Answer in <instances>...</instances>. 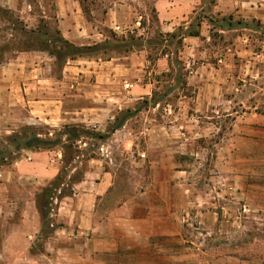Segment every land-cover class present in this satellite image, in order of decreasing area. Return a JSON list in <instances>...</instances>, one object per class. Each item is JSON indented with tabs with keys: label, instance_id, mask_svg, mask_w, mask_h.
Returning <instances> with one entry per match:
<instances>
[{
	"label": "crops",
	"instance_id": "crops-1",
	"mask_svg": "<svg viewBox=\"0 0 264 264\" xmlns=\"http://www.w3.org/2000/svg\"><path fill=\"white\" fill-rule=\"evenodd\" d=\"M125 1L32 0L31 5L27 0H0V9L8 13L15 11L23 30L33 33L36 41L45 42V38L42 39L45 34L38 30L42 23H48L60 39L81 51L60 59L55 54L60 49L51 41L12 53L2 50L4 46H1L0 133L10 136L12 132L5 127L9 124L10 112L23 108L26 125L46 128L48 138H53L56 130L67 127L97 135L101 145L119 137L131 143L130 138L135 135L127 124L136 113L140 114L138 107L148 110L160 107L161 103L154 99L159 90L158 78L170 73L175 57L186 74L184 88L194 91L193 99L184 95L178 98V104L191 101L200 116L210 108L213 120L230 118L232 125L225 133L226 144L222 150L226 153L235 152L234 149L242 151L249 160L263 164L264 0H131L146 6L150 2L162 35L161 47L150 42L149 29L142 28V18L132 22L128 30L122 27L118 9L123 7L120 2L127 5ZM98 8L103 12L102 18L97 20L93 12ZM196 14L198 23L193 29L190 17ZM0 23L1 29L11 25L8 20L5 24L4 19ZM190 32L194 34L188 35ZM172 35L176 42L180 40V45L175 44L176 51L171 47ZM117 37L119 40L115 39ZM3 40L0 36V41ZM111 43L125 46L121 50L108 49ZM236 106L240 113L234 111ZM134 108L138 109L131 112ZM161 118V123L149 120V126L140 132L148 141L169 137L164 122L169 118L170 123L175 124L179 119L175 113L172 116L165 113ZM215 131L219 133L218 128ZM176 135L186 136L179 130ZM150 144L147 153H137L146 158L148 177L143 191L108 211L104 216L106 225L93 223L97 217L94 210L96 203H102L114 191L115 174L111 168L114 166L108 160L110 153L106 147H99L97 156H89L88 170L83 172L79 182L72 184L74 198L67 199L72 205L79 199L87 206L69 207L71 222L65 214L69 208L55 216L68 227L70 237L73 234L70 225L83 214L78 227L81 230L76 233L86 234L90 243L81 248L69 245L67 249L60 248L56 237L54 242L41 247L34 242L42 235L43 222L36 197L58 177L61 149L22 150L21 159L0 169V264H157L152 259L156 246L150 242L158 229L155 220H169L171 214L180 213L172 209V195H177L184 204L192 202L190 197H194L195 190L193 184L182 178L186 175L181 165L186 146L181 143L171 149L164 142ZM84 149L78 147L80 156L76 162L84 156ZM129 149H133L131 145ZM255 155L260 158L255 159ZM227 159L229 164L231 160ZM247 177L243 173L242 181L227 184V188L239 189L241 195L254 188L262 197L258 202L264 204V182L251 185ZM14 180L36 190L12 200L10 188ZM199 186L200 195L209 187V203H216L219 187ZM261 210L264 211V207ZM124 227L136 229L124 231ZM121 232L126 233V238L133 237L126 240L132 242L131 245L118 243Z\"/></svg>",
	"mask_w": 264,
	"mask_h": 264
},
{
	"label": "rangeland",
	"instance_id": "rangeland-1",
	"mask_svg": "<svg viewBox=\"0 0 264 264\" xmlns=\"http://www.w3.org/2000/svg\"><path fill=\"white\" fill-rule=\"evenodd\" d=\"M27 1L31 5L34 3L32 0ZM126 1L127 5L120 2L123 7L118 9V18L123 24L122 27H126V30H128L132 22L142 18V28L149 29L150 42L158 44L157 47H161L162 35L158 28L155 13L150 7V2L148 1V6H146L135 1ZM34 7L33 5V10H35ZM87 9L92 10L91 7H87ZM46 11L50 15L49 10L46 9ZM94 11L96 19H101L103 9L98 8ZM18 16L15 11L8 13L0 9V20L4 19L5 24L8 20L11 24L9 27L5 26L4 29H1L2 24L0 23V36L4 38L3 41H0V48L4 46L1 49L10 53L19 49L41 46L40 42L33 39L35 36L32 35L33 33L23 31ZM198 16L196 14L190 17L193 29L195 24L198 23ZM47 24L42 23L38 31L46 33L47 38L52 37L55 39L54 27ZM115 39H118V37ZM32 40L36 43L31 42ZM2 42H4L3 45ZM175 44L176 38L171 42L174 51L177 49ZM124 46L111 43L107 48L121 50ZM156 53L158 52H154V54ZM158 82H160L158 85L159 90L156 92L154 99L161 105L157 110H148L144 106L138 107L140 108V114L136 113L127 124V128L131 129L135 135L130 138L132 139L131 143L127 139L119 137L110 138L101 145L90 132L78 130L76 134L80 135V138H78L80 142L87 143L86 146H83V143L75 142L70 136L66 139L63 136L66 131L63 129L56 130V137L52 141L60 143L58 149L67 140L66 145H64L65 158L60 167L61 173L58 180L46 186L43 192L36 197V205L41 210L44 219L42 235L34 241L35 244H37V247H41L45 243L53 241L55 237L56 243L64 249H67L66 247H69V245L81 248V245L90 243V237H87L86 234L76 233V231L81 230L78 227L81 225L83 214H79L74 224L70 225L69 228L73 231L70 237L67 235V233H70L67 232L68 227H65L63 221L55 215L61 214L64 208L76 206L80 209L87 206L82 200L78 199V202L72 205L67 199L72 197L73 182L82 179L83 172L88 170L87 159L89 156H95L99 147H106L110 153L108 160L113 164L114 167L111 166V168L115 174L114 191L108 199L95 204L94 213L97 217L93 223L95 225H98V223L106 225L104 216L106 217L108 211H112L120 202H125L144 189L148 177V171L144 163L146 158L138 156L137 153H147L146 150L152 145L151 142L153 145L163 144L164 142L171 149L179 147L182 143L187 148L181 164L182 168L186 170V175L182 178H185L189 184H193V190L195 191L192 194H195H193L194 197H190L192 202L187 201L184 204L182 200L178 199L177 195H172V209L179 210L180 213L171 214L169 220H155V226L158 229L155 236L150 240L156 246V249L152 251L155 254L152 256L154 263L162 264L165 261V264H264V211L261 210L264 204L258 202L262 198L259 195L260 192L250 188L245 195H241L239 189L233 191V189L227 188V184H237L242 181L240 178L243 173L248 176V184L257 185L259 181L264 182V163L249 160L242 151L234 149L235 152L226 153L225 149L222 150V147L226 144L225 133L231 129L230 118L223 117L219 120H213L210 117L214 113L211 112L210 108L200 116V112L195 111L191 101H187L185 105L178 104V98L184 95L187 99H193L194 91L192 88H188L187 91L184 88L186 74L175 57L172 59L170 73L158 78ZM250 88L253 90V87ZM163 94L166 95L163 96ZM1 98L2 95H0ZM166 105H169V107H166ZM138 108L131 109V112ZM223 110L222 116H225L226 112ZM252 110L250 108L248 112L251 113ZM257 110L259 111V109ZM1 111L0 109V114ZM168 111L171 112L168 114ZM234 111L240 113L241 110L236 106ZM165 113L167 116H172L175 113L179 118L175 124L170 123L169 118L164 122L166 125L165 131H168L169 137L164 140L156 138L148 141L140 132H143L149 126V120L160 121L159 123H161V117ZM24 115L23 108L15 109V111L12 109L8 117L9 124L5 125L12 133H10V136H3V133H0V169L1 167L6 169V166H11L16 159H21L24 153L20 149L26 147L28 142L33 140L35 136L41 135L39 137L41 139L48 138L45 137V135H48L46 128L26 125ZM173 125H178L180 128L176 127L175 129ZM215 128H218V134H216ZM1 130L2 128H0ZM178 130L185 133L186 136L176 135ZM216 144H218V148ZM130 145L133 148L131 151L129 149ZM78 147L85 148L84 156L80 157V162H76V156H80ZM155 157L153 155V158ZM227 157L231 160L229 164ZM254 157L257 160L260 158L259 155ZM1 158H5V161H2ZM71 159L76 162H72V166H76L74 173H71L72 169L69 165ZM199 185L219 187V195L215 198L216 203L213 202L212 205L209 203V187H206L207 190L202 192V195L199 194ZM33 190H36V188H31L30 185L25 184L20 185L14 180L10 188V195L12 200L16 197L24 198L27 191L32 193ZM60 193L62 197L59 196ZM68 211H72V209H66L67 213H65L70 217L69 222H71L73 220L72 215L70 216L71 212ZM211 211L214 214H211ZM127 228L130 229V227ZM127 228L124 227V231ZM135 229L131 227L130 230L133 232ZM125 234V232L118 234L120 235L118 243L124 246L131 245L132 242L126 240H132L133 237L126 238Z\"/></svg>",
	"mask_w": 264,
	"mask_h": 264
},
{
	"label": "trees",
	"instance_id": "trees-1",
	"mask_svg": "<svg viewBox=\"0 0 264 264\" xmlns=\"http://www.w3.org/2000/svg\"><path fill=\"white\" fill-rule=\"evenodd\" d=\"M24 31V30H23ZM39 33H41L40 31H39ZM32 34V33H31ZM45 35L43 36V38L42 39H44L43 41H45V42H47V41H51L52 42V44L54 45H56L59 49H60V51L59 52H55V54H56V56L58 57V58H60V59H62V58H64V57H68V56H74V55H76L78 52L80 53L81 51L80 50H77V49H74V48H72L71 46H69L66 42H64L62 39H60L59 37H58V34L56 33V32H54V35L56 36V38L54 39V38H47V35H46V33H44ZM194 33H192V32H190L188 35H193ZM33 37V36H32ZM35 37V36H34ZM33 37V39H35L36 40V37L34 38ZM27 38V37H26ZM171 38H173V39H175V35H172L171 36ZM40 41V40H39ZM31 42H35L34 40H32ZM38 42V41H37ZM45 42H40L41 44L40 45H45ZM25 43V42H24ZM36 43V42H35ZM176 44L177 45H180V40L179 41H177L176 42ZM0 53H2V52H0ZM178 61V60H177ZM179 62V61H178ZM179 65L181 66V69L183 70V67H182V64L179 62ZM64 131H66V133H64L63 134V136H65L66 137V139H67V137L68 136H70L73 140H75V142L76 141H78L79 139L78 138H80V135L78 136L77 134H76V131H78L79 129H76V128H64L63 129ZM83 131V130H82ZM85 132V131H84ZM93 135V137L96 139V140H98V136L97 135H95V134H92ZM55 135H54V137L53 138H46V139H41V138H39L38 137V135L37 136H35V138H33V140H31L30 142H28V144H27V146L26 147H24V148H22V149H20L21 151L22 150H32V151H36V150H50V149H52V148H55V147H58L59 145H60V143L58 142V141H52L53 139H55ZM31 143H33L32 145H31ZM66 143H67V140H65L64 141V144H62L61 146H60V149H61V152H62V162H63V159L65 158V153H64V145H66ZM79 156H76V159L78 158ZM74 159V158H73ZM73 159H71L70 161H69V165H70V167L72 166V162L75 160H73ZM1 160L2 161H4L5 160V158H1ZM72 169V171L71 172H75L76 171V166H74V167H72L71 168ZM60 173H61V171H60ZM60 173H59V175H58V177L56 178V180L55 181H57L58 180V178H59V176H60ZM66 177H67V175H66ZM70 179V178H69ZM81 179H79V180H77V181H75V182H73V184H75V183H77V182H79ZM54 181V182H55ZM54 182H52V183H54ZM44 194H46V193H44ZM59 196L60 197H62V195H61V193L59 194ZM38 211H39V214L42 216V221H43V214L40 212L41 210H39L38 209ZM42 226H43V222H42Z\"/></svg>",
	"mask_w": 264,
	"mask_h": 264
}]
</instances>
